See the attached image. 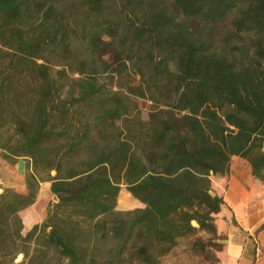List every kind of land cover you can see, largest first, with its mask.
Returning <instances> with one entry per match:
<instances>
[{
	"label": "trees",
	"instance_id": "obj_1",
	"mask_svg": "<svg viewBox=\"0 0 264 264\" xmlns=\"http://www.w3.org/2000/svg\"><path fill=\"white\" fill-rule=\"evenodd\" d=\"M232 156L264 181V0H0V158L26 185L0 194V264H158L219 238ZM41 182L57 201L22 235Z\"/></svg>",
	"mask_w": 264,
	"mask_h": 264
},
{
	"label": "crops",
	"instance_id": "obj_2",
	"mask_svg": "<svg viewBox=\"0 0 264 264\" xmlns=\"http://www.w3.org/2000/svg\"><path fill=\"white\" fill-rule=\"evenodd\" d=\"M224 181L228 186L227 190L223 189L224 193H221L223 203L220 213L225 218L224 222L218 223L219 231L225 234L223 264H264V208L252 209L245 194L251 176L249 173L245 176L240 175L230 165L229 174L217 182V185L223 186ZM5 188H12L20 193L26 192L24 161L18 160L14 164H9L0 158V194ZM49 193H51L50 183L41 182L35 201L18 212L22 235L45 218ZM22 259L23 257L14 263L17 264Z\"/></svg>",
	"mask_w": 264,
	"mask_h": 264
},
{
	"label": "rangeland",
	"instance_id": "obj_3",
	"mask_svg": "<svg viewBox=\"0 0 264 264\" xmlns=\"http://www.w3.org/2000/svg\"><path fill=\"white\" fill-rule=\"evenodd\" d=\"M146 112L147 109L145 107L142 108L143 117L146 116ZM230 165H232V167L235 168L240 175L245 176L247 173H249L251 176V181L249 185L246 186L247 190L245 193L248 197L247 202H249L251 208L255 210L264 208V205H262L264 204L262 203V199H264V181L254 178L251 175L250 166L247 161L239 156H232ZM221 179L212 180V186L214 188L213 191L220 195L221 193H224L223 189L227 190L228 186L226 181H224L223 186L217 185V182H219ZM123 191H126L124 186L121 188L120 192ZM131 198L134 200V203L131 206H119L117 201V208L125 210L143 206L142 203L135 199L132 195ZM50 201H57L54 200L52 193H49V202ZM226 212L229 215V210H227ZM224 218L225 217L223 216V219ZM222 222H224V220H222ZM232 222H234L233 219ZM217 232L219 238L217 236H214L210 232L199 231L194 237L188 239H180L178 244L168 254H165L164 256L159 258L158 264H223V260L225 258V234L219 231V229L217 230ZM196 237H201L204 241L207 242L208 245L206 248V253H200L192 245V242ZM14 262H17V256L15 257Z\"/></svg>",
	"mask_w": 264,
	"mask_h": 264
},
{
	"label": "water",
	"instance_id": "obj_4",
	"mask_svg": "<svg viewBox=\"0 0 264 264\" xmlns=\"http://www.w3.org/2000/svg\"><path fill=\"white\" fill-rule=\"evenodd\" d=\"M54 173H55L54 171L51 172V174H54ZM209 192H210V194H211L212 196H215V195H216V193H215L214 191H212V190L209 191ZM53 198H54V200H57V197H56L55 195H53ZM191 224H192L193 226H197V223H196L195 221H192ZM22 257H23V254H22V253L18 254V255H17V261H19Z\"/></svg>",
	"mask_w": 264,
	"mask_h": 264
}]
</instances>
